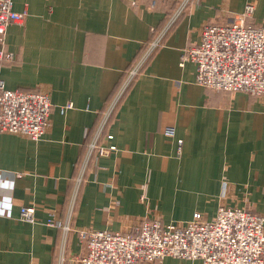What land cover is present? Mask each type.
<instances>
[{"label":"crops","instance_id":"0c3cea01","mask_svg":"<svg viewBox=\"0 0 264 264\" xmlns=\"http://www.w3.org/2000/svg\"><path fill=\"white\" fill-rule=\"evenodd\" d=\"M179 1L13 0L27 14L6 31L13 58L0 60V80L47 92L51 111L39 140L0 134V264H57L62 231L46 221L65 217L75 165L153 30L163 33L161 45L105 127L117 149L92 159L74 229L127 232L144 218L180 224L195 212L210 220L219 205L264 215V97L200 86L195 65H180L204 23L252 3L250 22L260 25L264 0H192L170 21ZM23 206L34 207L33 222L19 218ZM84 250L70 232L64 264H81ZM155 264L203 263L166 257Z\"/></svg>","mask_w":264,"mask_h":264},{"label":"built area","instance_id":"2783aa9c","mask_svg":"<svg viewBox=\"0 0 264 264\" xmlns=\"http://www.w3.org/2000/svg\"><path fill=\"white\" fill-rule=\"evenodd\" d=\"M155 5L159 0H149ZM165 1V0H162ZM192 0H180L170 16L173 21ZM254 5L246 3L240 13L228 14L223 21L202 25L199 40L182 48L180 65L192 62L196 67V83L230 93L245 92L264 97V23L250 22ZM26 9L15 11L13 0H0V60H11L13 53L5 49L6 31L20 24ZM165 30V29H164ZM144 45L101 111L97 125L76 163L72 192L65 217H49L48 225L62 231L57 251V264H64L67 238L76 231L85 250L81 264H155L166 257L198 259L203 264H264V215L236 206L219 205L214 217L204 219L195 212L180 224L163 223L157 218H144L131 231L77 230L73 227L74 207L94 157H105L116 151L113 135L105 132L117 104L141 73L144 65L161 45L162 32L155 33ZM72 108L68 102L60 113ZM51 102L44 91L8 89L0 80V134L11 132L39 140L48 128ZM172 135L173 128L167 127ZM180 142V141H179ZM119 204V201H115ZM34 207L23 206L19 218L34 221Z\"/></svg>","mask_w":264,"mask_h":264}]
</instances>
